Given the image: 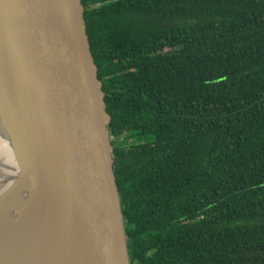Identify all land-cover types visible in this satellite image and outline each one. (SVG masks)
<instances>
[{
    "label": "trees",
    "instance_id": "16d2710c",
    "mask_svg": "<svg viewBox=\"0 0 264 264\" xmlns=\"http://www.w3.org/2000/svg\"><path fill=\"white\" fill-rule=\"evenodd\" d=\"M130 264H264V0H81Z\"/></svg>",
    "mask_w": 264,
    "mask_h": 264
},
{
    "label": "water",
    "instance_id": "95a60500",
    "mask_svg": "<svg viewBox=\"0 0 264 264\" xmlns=\"http://www.w3.org/2000/svg\"><path fill=\"white\" fill-rule=\"evenodd\" d=\"M81 0H0V264H130Z\"/></svg>",
    "mask_w": 264,
    "mask_h": 264
},
{
    "label": "bare ground",
    "instance_id": "6f19581e",
    "mask_svg": "<svg viewBox=\"0 0 264 264\" xmlns=\"http://www.w3.org/2000/svg\"><path fill=\"white\" fill-rule=\"evenodd\" d=\"M18 175V167L9 143L0 137V194Z\"/></svg>",
    "mask_w": 264,
    "mask_h": 264
}]
</instances>
